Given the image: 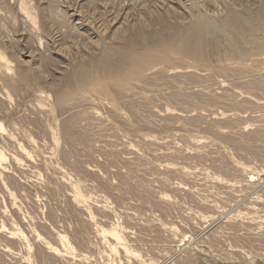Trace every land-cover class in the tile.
Returning a JSON list of instances; mask_svg holds the SVG:
<instances>
[{
	"label": "rangeland",
	"instance_id": "374dc122",
	"mask_svg": "<svg viewBox=\"0 0 264 264\" xmlns=\"http://www.w3.org/2000/svg\"><path fill=\"white\" fill-rule=\"evenodd\" d=\"M263 8L0 0V264H264Z\"/></svg>",
	"mask_w": 264,
	"mask_h": 264
},
{
	"label": "bare ground",
	"instance_id": "6f19581e",
	"mask_svg": "<svg viewBox=\"0 0 264 264\" xmlns=\"http://www.w3.org/2000/svg\"><path fill=\"white\" fill-rule=\"evenodd\" d=\"M261 18L264 20V8L261 10L260 13ZM229 27L231 28L232 31L237 32L241 30V24L237 21V20H232L231 22H229ZM206 25L202 22L197 23L194 27H193V32L195 34H193L191 40H186L184 47L187 50V52H193L197 49H200L203 43V37H205V31H206ZM249 181H253L255 180L256 177H253V172H249L247 173ZM257 180V178H256Z\"/></svg>",
	"mask_w": 264,
	"mask_h": 264
}]
</instances>
